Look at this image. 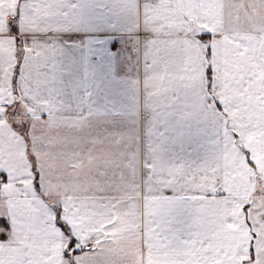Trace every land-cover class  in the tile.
I'll return each instance as SVG.
<instances>
[{
    "label": "snow or ice",
    "instance_id": "6c2138e0",
    "mask_svg": "<svg viewBox=\"0 0 264 264\" xmlns=\"http://www.w3.org/2000/svg\"><path fill=\"white\" fill-rule=\"evenodd\" d=\"M0 264H264V0H0Z\"/></svg>",
    "mask_w": 264,
    "mask_h": 264
}]
</instances>
